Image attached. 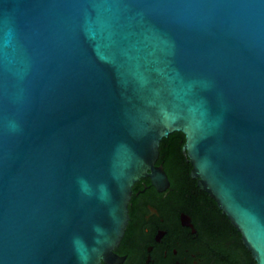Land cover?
I'll return each instance as SVG.
<instances>
[{"label":"water","instance_id":"water-1","mask_svg":"<svg viewBox=\"0 0 264 264\" xmlns=\"http://www.w3.org/2000/svg\"><path fill=\"white\" fill-rule=\"evenodd\" d=\"M177 131L264 264V0H0V264H116Z\"/></svg>","mask_w":264,"mask_h":264},{"label":"flooded vegetation","instance_id":"flooded-vegetation-1","mask_svg":"<svg viewBox=\"0 0 264 264\" xmlns=\"http://www.w3.org/2000/svg\"><path fill=\"white\" fill-rule=\"evenodd\" d=\"M127 211L124 236L111 250L126 257L116 264H254L223 214L188 205L171 184L157 191L147 177L137 179Z\"/></svg>","mask_w":264,"mask_h":264},{"label":"trees","instance_id":"trees-1","mask_svg":"<svg viewBox=\"0 0 264 264\" xmlns=\"http://www.w3.org/2000/svg\"><path fill=\"white\" fill-rule=\"evenodd\" d=\"M183 141L182 133L177 131L161 138L158 144L156 162L163 166L171 181V186L185 203L204 211L215 210L219 212L213 200L204 191L200 190L196 186L195 180L189 176L190 165L180 150ZM234 232L238 237L239 235L235 229Z\"/></svg>","mask_w":264,"mask_h":264}]
</instances>
